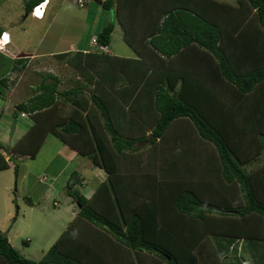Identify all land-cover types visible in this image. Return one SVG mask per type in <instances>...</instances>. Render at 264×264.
<instances>
[{"label":"trees","instance_id":"trees-1","mask_svg":"<svg viewBox=\"0 0 264 264\" xmlns=\"http://www.w3.org/2000/svg\"><path fill=\"white\" fill-rule=\"evenodd\" d=\"M41 1L25 0V12ZM102 8L114 9L135 56L75 53L69 89L54 78L16 106L33 125L9 147L0 142V171L5 154L33 160L53 135L106 179L86 198L71 172L74 219L39 261L0 230V264H242L236 247L221 258L210 237L264 241V165L246 169L264 158V0ZM113 29L103 26L97 43L108 47Z\"/></svg>","mask_w":264,"mask_h":264},{"label":"crops","instance_id":"crops-1","mask_svg":"<svg viewBox=\"0 0 264 264\" xmlns=\"http://www.w3.org/2000/svg\"><path fill=\"white\" fill-rule=\"evenodd\" d=\"M48 1L49 2L45 8L44 6H41V9H44V15L41 19L34 18L31 15V12L26 13L25 0H22V9L20 10L18 15L19 17H21L22 13H25L26 15L24 22H28V25H20V26L17 25L18 27H16L15 26L16 22L9 24L6 23L5 21H3V25L0 24V29L2 30L1 35L3 34V37L5 36L4 40L8 41V44L2 50H0V58L3 59L4 61L3 72L2 74H0L1 75L0 85H2L6 89V97L4 96V98H3V92L0 90V124H1L0 131L1 130L3 131L2 134L3 137H8L11 136V134L7 131V129L10 128L13 129L14 130L13 135H15L16 137L13 143H15L22 135H24L25 132L33 125L32 119H30L27 114L22 112L16 113V106L20 103H26L29 100H31L33 97H35L37 95V90L40 89L41 84L43 82L46 85L48 83L52 84L54 83L53 79L56 78L59 80V84L57 88L59 91H62L65 89H69L71 87L70 85L75 80L76 81L79 80V77L76 76L75 73L76 71H74L73 68L70 66L68 60L72 56H74L75 53L89 51L90 39L96 37V35L100 32L101 28L103 27V26L102 27L98 26L96 33L91 31L94 34H91L90 36H88V33H86L88 36V40L86 42V36H84L83 33H80L82 28H80L81 26L78 24V23H83L81 20L82 17L85 16L86 18L84 20H87V16L90 14V9L88 7L85 8L86 5L84 3V0L82 1L83 2L82 6L78 4L77 0H48ZM99 5L100 8H102V2ZM84 8L85 10L84 12H82L81 10ZM112 10L114 14V20L111 23L114 25L113 32H115V30L117 31V27L118 26L120 27V25L117 21L114 9ZM38 13L40 14L41 12L39 11ZM38 13L37 15H39ZM61 16L64 18V22L62 24L60 22V24L57 25L58 24L57 19ZM69 25L70 26L72 25V27L69 28L68 27ZM54 26L57 27H55V31H53L54 35H52V38L49 41L50 47L43 48L42 47L43 37L48 31L53 29ZM14 28H18L19 31L18 36L14 34L13 32ZM60 30L61 32L65 30L72 31L70 32V34H75L76 41L77 40L78 41L76 43L71 42L68 48L62 50L59 49L57 40L58 38L60 39L59 36L60 34H58ZM120 33H121L120 35L121 40H123L122 29L120 30ZM109 47L110 45L107 47V50H109ZM62 54H65L66 56H62V57L58 56ZM106 54H108L109 56H114L118 58H128V59L133 58L135 56L134 54L133 57L116 56L108 52H106ZM56 63L58 64V66L55 65ZM3 73H5L4 76ZM3 80L6 81L3 82ZM117 82L119 81H116V83ZM61 108L63 115L70 114V112H72L73 110V107L70 104L68 103L65 104L63 102L61 104ZM5 113H9L11 118L9 119L10 122L8 128L3 130V116L5 115ZM122 128H123L122 133L123 132L127 133L130 130V127L128 125H124V123H122ZM2 135L0 132V142L5 147H8L6 146L5 141L3 140L1 141ZM48 136L45 138L35 159L41 152ZM62 146L63 147L57 153H65V155L64 157H62L60 163L53 170L52 173L53 176L50 182L51 185L56 184L62 186L64 183H66L65 181L68 178L67 176L68 174L66 175L67 170L76 167L77 170L75 171L79 172L84 179L83 187L84 186L85 187L83 189L88 193V196H84V197L90 198L94 192L93 183L103 182L106 179L105 172L103 170L96 168L93 164H90L85 157H81L77 155L76 152L72 151L66 145H62ZM5 155H6V160H8L9 168L7 170L0 171V175L10 171L11 168L14 169V173H15V165L14 166L11 165V161L15 159L16 160L20 159V157L12 156L10 154H5ZM55 158L56 156L53 157L51 156L49 160L50 163H53V160ZM215 163L217 162L215 161ZM260 165H264V158H262V161H258L255 163L256 167ZM83 171L88 176L83 174L84 173ZM46 181L48 180L47 178L44 177L38 179V182L41 184L45 183ZM5 184L6 185H4V188L9 189L10 184H8V182H6ZM48 184H46L45 187L41 189L42 193L49 191L51 185ZM11 201H13V199L6 195L3 198V201L1 202L3 205V209L7 211L6 214L7 216L8 215L11 216V213L9 212V206L11 204ZM77 211L76 212L73 211L70 214L71 219L67 220L68 224L74 219L75 215L77 214ZM1 223L2 222L0 221V225ZM211 237H210V241L212 243ZM214 237L219 238V236H213L212 238ZM220 238L221 239H219L220 240L219 242H221L225 247H228L227 251L222 252V255L216 249L219 255L221 256V258L229 256L232 247H236L237 258L242 264H264V249L260 247V244L264 243V241L243 239V238L242 239H231L226 237H220ZM55 239H57V236L53 239V241ZM213 246L215 247L214 244ZM44 254L45 252H42L41 258L44 256ZM226 261L228 262V259H226Z\"/></svg>","mask_w":264,"mask_h":264},{"label":"rangeland","instance_id":"rangeland-1","mask_svg":"<svg viewBox=\"0 0 264 264\" xmlns=\"http://www.w3.org/2000/svg\"><path fill=\"white\" fill-rule=\"evenodd\" d=\"M217 1L233 6L236 4V0ZM98 2L102 1L84 0L86 5L85 8L88 7L90 9V14L87 16V20H84L86 18L85 16L82 17L81 20L83 23L78 24L81 26L80 28H82L80 33H83L84 36H86V42L88 36L94 34L92 32L96 33L98 26H105L108 22L111 23L114 20L113 10L100 8ZM85 8L81 11L84 12ZM21 9L22 0H0V24L3 25V21H5L9 24L16 22V27L20 25H28V22H24L26 14L22 13L21 17L18 15ZM57 20V25H59L60 22L61 24L64 22L62 16ZM72 25H69L68 27L71 28ZM55 27L57 26H54L53 29L44 35L43 48L50 47L49 41L51 40L52 35H54L53 31H55ZM120 30L121 29L118 26L117 31L115 30V32L111 34L110 47L106 52L112 53L116 56L133 57L134 53L132 50L123 42V40H121ZM13 32L18 36V28H14ZM70 32L72 31L65 30L61 32L60 30L58 32V34H60V39L58 38L57 40L59 49L62 50L68 48L71 42L76 43L78 41H76L75 34H70ZM86 33H88V36ZM3 65L4 61L0 58V74L3 72ZM55 65L58 66L57 63ZM4 75L5 73H3V76ZM0 90L3 92V98L4 96L6 97V89L2 85H0ZM10 118V114L5 113L3 116V130L8 128ZM7 131L11 136L3 137V131L1 130V141H5L6 146L9 147L12 145L16 137L13 135V129L10 128L7 129ZM62 145L63 144L57 138L53 135H49L41 152L35 160H30L27 157H20V159L12 160L11 165L17 167V172L14 173V169L11 168L10 171L0 175V221L2 222L0 230L8 236V239L10 240L8 241L12 247L17 250L20 255L29 260H40L42 252H46L59 238L58 235L60 236V233L66 229L68 224L67 220L71 219L70 214L73 211L76 212L78 209L76 203H74L71 198H68L64 188L65 183L62 186L56 184L51 185L50 183L53 176V170L65 155V153H57L63 147ZM195 147L197 148V146ZM51 156H56L53 163H50L49 161ZM254 168H256L255 163L246 167L247 170ZM75 170H77L76 167L68 169L66 175L68 174L67 176H69L70 173ZM83 174H85V172ZM42 177L47 178L48 181L42 184L39 183L38 179ZM6 182L10 184L9 189L4 188ZM46 184L51 185V188L49 191L42 193L41 189L44 188ZM84 187H79L78 190L82 195L84 194L83 196H88V193L83 189ZM6 195L13 199L9 206L11 216L6 215L7 211L3 209L1 203ZM56 236L57 239L53 241ZM212 237V243L214 242L213 244L216 249L222 255V252L227 251L228 247H225L219 242V239H221L220 237ZM260 247L264 249V243H261Z\"/></svg>","mask_w":264,"mask_h":264},{"label":"built area","instance_id":"built-area-1","mask_svg":"<svg viewBox=\"0 0 264 264\" xmlns=\"http://www.w3.org/2000/svg\"><path fill=\"white\" fill-rule=\"evenodd\" d=\"M77 1H78V4L80 6H82L83 0H77ZM48 2H49L48 0H44L40 4L34 6L32 8L31 15L34 18H40V16L42 15V13L44 11V9H41V6H44V8H45L47 6ZM39 11L41 13L39 15H37V13ZM4 37H3V34L0 36V50H2L8 44V41L4 40ZM89 46H90V49H89V51H86V52H104V53H106V50H107V47H104V46L99 45L97 43L96 37H93L90 39Z\"/></svg>","mask_w":264,"mask_h":264},{"label":"clouds","instance_id":"clouds-1","mask_svg":"<svg viewBox=\"0 0 264 264\" xmlns=\"http://www.w3.org/2000/svg\"><path fill=\"white\" fill-rule=\"evenodd\" d=\"M43 15H44V11H43V13H42V15L40 16V18H39V19H41V18L43 17Z\"/></svg>","mask_w":264,"mask_h":264},{"label":"water","instance_id":"water-1","mask_svg":"<svg viewBox=\"0 0 264 264\" xmlns=\"http://www.w3.org/2000/svg\"><path fill=\"white\" fill-rule=\"evenodd\" d=\"M94 1H97V0H94ZM99 4L101 3V2H98Z\"/></svg>","mask_w":264,"mask_h":264},{"label":"snow or ice","instance_id":"snow-or-ice-1","mask_svg":"<svg viewBox=\"0 0 264 264\" xmlns=\"http://www.w3.org/2000/svg\"><path fill=\"white\" fill-rule=\"evenodd\" d=\"M39 14V13H38Z\"/></svg>","mask_w":264,"mask_h":264}]
</instances>
